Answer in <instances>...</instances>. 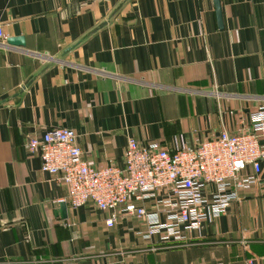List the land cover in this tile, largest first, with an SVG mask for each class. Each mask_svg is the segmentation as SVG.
<instances>
[{"label": "crops", "instance_id": "0c3cea01", "mask_svg": "<svg viewBox=\"0 0 264 264\" xmlns=\"http://www.w3.org/2000/svg\"><path fill=\"white\" fill-rule=\"evenodd\" d=\"M219 1L222 26L213 0H0V264H264V159L224 213L166 241L139 236L132 215L107 226L93 202L70 206L25 143L66 126L89 164L121 167L128 136L195 146L249 125L264 104V0Z\"/></svg>", "mask_w": 264, "mask_h": 264}, {"label": "built area", "instance_id": "2783aa9c", "mask_svg": "<svg viewBox=\"0 0 264 264\" xmlns=\"http://www.w3.org/2000/svg\"><path fill=\"white\" fill-rule=\"evenodd\" d=\"M0 37H4L1 25ZM248 119L249 125L235 132L221 129L195 146L181 133L173 134L169 142H140L128 136L121 167L89 164L70 127H50L41 136L30 135L25 143L29 152H38L40 170L65 184L73 208L91 201L108 212L107 226L132 215L143 220L139 236L177 241L185 238L186 231L200 230L218 218L239 197L240 189L258 180L264 159L260 144L264 104L250 110ZM247 165L252 172H246ZM147 201L153 205L148 207ZM246 264L253 260L247 258Z\"/></svg>", "mask_w": 264, "mask_h": 264}, {"label": "water", "instance_id": "95a60500", "mask_svg": "<svg viewBox=\"0 0 264 264\" xmlns=\"http://www.w3.org/2000/svg\"><path fill=\"white\" fill-rule=\"evenodd\" d=\"M213 2H214V8H215V11H216L217 22H218V24H219L220 26H222V12H221L222 10H221V8H220V1H219V0H213ZM103 22H104V21H103ZM102 24H103V23H102ZM100 25H101V24H100ZM7 40H8L9 42H12V43H14V44H19V45H23V43H24V39H23L22 36L10 37V38H8ZM71 47H72V45L69 46V47H67V48L63 51V53H65V52H67L68 50H70ZM58 207H59L60 215H61L62 217H64V216L66 215V207H67V206H65V201L61 200L60 203H59V205H58Z\"/></svg>", "mask_w": 264, "mask_h": 264}]
</instances>
